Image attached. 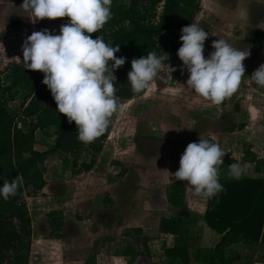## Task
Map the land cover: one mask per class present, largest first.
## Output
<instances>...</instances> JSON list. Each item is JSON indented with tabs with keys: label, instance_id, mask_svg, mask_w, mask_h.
Masks as SVG:
<instances>
[{
	"label": "trees",
	"instance_id": "16d2710c",
	"mask_svg": "<svg viewBox=\"0 0 264 264\" xmlns=\"http://www.w3.org/2000/svg\"><path fill=\"white\" fill-rule=\"evenodd\" d=\"M200 9L199 0H112L111 18L90 35L102 36L111 46L120 44L114 55L128 62L154 51L157 55L168 54L170 63L178 58L182 27L194 23ZM59 20L62 25L69 18ZM22 60L23 55L19 62L6 67L4 77L0 73V185L5 179L21 177L15 194L7 199L0 196V264H29L32 229L25 198L36 196L45 187V159L55 153L64 154L68 160L71 158L72 167L89 172L113 122L111 116L101 136L89 143L81 142L77 131L70 128L74 121L69 122L59 113L50 90L42 83L44 73L25 69ZM130 70L121 66L113 70L115 95L122 102L142 96L147 89H132L127 77ZM15 101L18 108L12 109L9 104ZM49 127L55 128L54 145L39 150L36 132ZM253 160L258 165L257 157ZM220 183L225 190L208 198L203 223L197 226H191L185 216V186L177 182L168 187L173 212L170 220L162 222V230L175 237L172 247L164 248V260L159 264H233L239 255L227 256L226 250L240 238L264 243V179L229 178L220 179ZM203 227L222 235L212 249L198 245ZM88 260L96 264V254Z\"/></svg>",
	"mask_w": 264,
	"mask_h": 264
},
{
	"label": "rangeland",
	"instance_id": "374dc122",
	"mask_svg": "<svg viewBox=\"0 0 264 264\" xmlns=\"http://www.w3.org/2000/svg\"><path fill=\"white\" fill-rule=\"evenodd\" d=\"M199 2L201 9L194 23L209 32L204 41L205 58L214 51L212 42L218 38L229 41L236 48L250 52L243 61L245 73H248L249 77L244 74L238 89L219 104L211 103L186 87L189 73L178 57L176 61L169 63L176 70L170 74L166 69L161 70L142 96L126 102L117 101L118 104H123V109L112 115L113 122L109 136L103 143L101 152L96 155V161L100 159L98 168L94 165L93 171L77 176V172L81 171L80 167H72L71 158L68 160V156L64 154L55 153L44 161L45 178L50 184L49 191L52 194H59L62 189H66L72 201L82 199L81 201L86 204L88 197L92 196L95 201L93 206H97L104 197L102 192L104 184L115 181L127 186L124 188L119 186L123 189L116 197L117 205L114 206L112 203L108 206L105 203L104 207L107 210L95 209L94 214L87 213L88 209L93 211L87 207L79 212L84 219L90 217L94 227L93 239L94 242L97 241V246H93L92 252L99 249V245L103 242L104 235L100 231L106 232V226H110L109 237L113 238L116 241L115 245L118 246L130 241L136 249L143 250L142 237H151L147 241V246L152 251L149 257L151 264H155L159 258L160 241L156 238L159 221L154 203L159 200L160 191L164 186L159 180L158 171L163 167L160 165V158L156 160V157H161L163 153L165 158L174 156L178 159L180 155L176 146L182 150L181 148L185 149L188 143L198 142L200 137L207 139L210 133L233 131L232 125L235 120L233 107L236 106L234 96L240 93V90L248 89L253 92V95L247 93L248 98L244 106L248 107L249 104L254 103L255 83L250 77L257 69V61H262L264 57V52L256 41H264V0H199ZM34 22L35 27L30 26L27 21L20 22L18 18L5 19L0 8V73L2 77L5 76L6 67L20 61L23 55L22 45L27 36L37 28L38 31L42 29L50 31L53 28L51 23H55V29L61 27L59 18L34 19ZM181 44L182 41L180 46ZM121 67L131 69V62L125 60ZM9 105L12 109L18 108L17 101ZM221 110L223 113L220 112ZM208 112H211V116ZM70 128L77 131L75 122ZM225 134L223 133L222 140H225L228 133ZM54 137V127L37 131L36 147L39 150L52 147ZM164 140L166 142H163ZM228 147L231 148L229 145ZM223 150L226 152L225 149ZM243 150L246 151V148L243 147ZM87 154L92 156L91 152ZM88 155L85 156L86 159H89ZM122 169L125 170L123 175L127 173L124 181L120 180ZM224 171L222 170L221 173L223 174ZM94 187L95 190H93ZM124 189L125 194L130 192L134 197L130 203H128L129 199L123 201ZM87 193L89 194L86 197ZM186 196L187 205L191 206L189 211H194L189 213L197 215L195 224L191 226H197L201 220L206 197L194 195L190 186ZM27 198L30 197L25 198L26 203ZM72 214L74 212H70L69 216H73ZM70 222L72 218L67 221V224ZM44 225L47 231L46 224L36 225L35 221L34 229L36 230V227L41 229ZM137 229H141L143 234L133 233L125 238L124 234L127 231L132 233ZM68 230L72 231L70 228ZM79 255L82 256L81 253ZM147 263L145 261V264Z\"/></svg>",
	"mask_w": 264,
	"mask_h": 264
},
{
	"label": "clouds",
	"instance_id": "9594fccd",
	"mask_svg": "<svg viewBox=\"0 0 264 264\" xmlns=\"http://www.w3.org/2000/svg\"><path fill=\"white\" fill-rule=\"evenodd\" d=\"M111 4L112 0H23L21 5L37 20L69 18L68 23L61 25L59 34L42 29L27 36L22 45V61L25 69L44 73L42 83L50 90L59 113L75 122L77 138L84 143L101 136L113 113L123 109V104L117 102L113 75V70L125 63V57L114 55L120 44L111 46L102 36L90 35L111 18ZM208 35L195 23L182 27L177 55L189 73L186 87L219 104L238 89L245 76L243 61L250 52L218 38L212 42L214 51L205 58L204 41ZM168 59V54L157 55L154 51L133 58L127 73L132 89L139 92L147 88L161 70L174 72L176 69L167 63ZM250 79L264 86V63ZM224 156L218 143L200 137L198 142L187 144L179 168L171 175L187 182L194 195L211 198L225 190L219 179ZM228 169L231 178L240 179L246 173L247 163H231ZM20 181L19 175L11 181L5 179L0 185V196L7 199L15 194Z\"/></svg>",
	"mask_w": 264,
	"mask_h": 264
},
{
	"label": "crops",
	"instance_id": "0c3cea01",
	"mask_svg": "<svg viewBox=\"0 0 264 264\" xmlns=\"http://www.w3.org/2000/svg\"><path fill=\"white\" fill-rule=\"evenodd\" d=\"M22 3L23 0H0V8L2 9L5 19L18 18L20 22L27 21L30 26L35 27V18L30 11L21 7ZM50 25L53 26L51 30L55 29V23H51ZM36 31H38V28ZM256 41L264 52V41ZM262 63H264V57L262 61H257V68ZM244 74L248 76V73ZM247 93L253 95V92L247 89L243 91L240 90V93L234 96V102L236 104V106L233 107L235 120L232 128L234 130L231 132H214L206 137L213 142L221 144V147L226 150L223 158L224 163L219 166V179L231 178L228 174V165L237 162L249 164L246 173L240 179H264V86L255 84L254 103L252 105L249 104L248 107L244 106L248 98ZM220 112L223 113L222 110ZM208 114L211 116V112H208ZM72 124L70 127H72ZM239 126H241V128ZM223 133H228L225 140L221 139ZM163 142L166 141L164 140ZM228 145L231 146V148H229ZM243 147L246 148V151L243 150ZM176 148L179 149L178 155L181 156L185 149L181 148L182 151L178 146H176ZM163 156L164 154L162 153L161 157H156V160L160 158V165L163 167L158 171L160 173L159 180L164 186L160 191L159 200L154 203L157 207L156 215L159 221V226L157 227L158 235H156V238L160 241L158 246L159 258L155 264H159L160 261L164 260V248L172 247L175 237L174 234L162 230V222L164 220H170L173 212L168 202V187L174 183L181 182L185 186L186 219L192 225L195 224L197 216L196 213H189L194 211H189L191 210V206L187 205L186 202V195L189 191L187 182L178 181L171 175L179 168L180 157L175 159L174 156L172 158H165ZM254 156L257 157L259 161L258 165L253 160ZM99 161L100 159L98 158L94 167L98 168ZM93 170L92 168L90 171ZM222 170H225L223 174L221 173ZM124 172V169L120 172L121 181H124L127 177V173L123 175ZM82 173L85 172L78 171L76 175L79 176L82 175ZM105 183H107L106 180ZM49 185L50 184H48L46 180L45 187L36 196L27 198V207L31 217L32 229L29 264H89L88 258L93 254L97 256L96 264H145V261L148 262L147 264H151V259L149 257L152 255V251L147 246V241L151 237H142L143 250L136 249L135 245L130 241L123 244L121 243L118 246L115 245L116 241L109 237V235H111V231L108 229L110 226H106V232L100 231L101 234L104 235L103 242L99 245V249L97 248L96 251L92 252L93 246H97V241L94 242L93 239V236H95L94 227L92 226L91 218L84 219L79 212L83 211L84 207H87L93 210L90 211L88 209L87 213L92 212V214H94L95 209L103 208L107 210V208L105 209L104 207L105 203H107L108 206L112 203L114 206L117 205L116 197L124 187H127L124 183L121 184L113 181L111 184H104L105 186L102 189L104 197H102V200L97 206H93L95 201L92 196L88 197L86 204L83 203L84 201H81L82 199L77 201L73 200V202L71 200V195L68 194L69 192H66V189H62L59 194H52L49 191ZM119 186L123 188L120 189ZM93 190H95V187ZM93 190L91 191L92 194ZM146 192L150 193V191ZM88 194L89 193L85 196L87 197ZM124 194L125 189L123 190V201L129 199L128 203H130L134 197H132L130 192L129 194ZM207 200L208 198L206 197V201L202 207L201 219L206 208ZM123 205L125 206L126 204ZM70 212H74V214H72L73 216H69ZM71 218L72 222L67 224V221ZM35 221L36 225L46 224L48 230H45V225L44 227L42 226L41 229L40 227H36L37 229L35 230ZM200 222L201 220L199 221V225L201 224ZM112 223H114L113 219ZM68 228L73 232L69 231ZM133 233L143 234L141 229L134 230L132 233L127 231L126 234H124L125 238ZM221 237V234L211 228L203 227L199 236L198 245L203 249H212L220 241ZM79 253H81L82 256H80ZM226 254L227 256L239 255L238 260L233 264H264V243L260 240L249 241L240 238L235 244L227 248Z\"/></svg>",
	"mask_w": 264,
	"mask_h": 264
},
{
	"label": "built area",
	"instance_id": "2783aa9c",
	"mask_svg": "<svg viewBox=\"0 0 264 264\" xmlns=\"http://www.w3.org/2000/svg\"><path fill=\"white\" fill-rule=\"evenodd\" d=\"M74 264H76V263H74Z\"/></svg>",
	"mask_w": 264,
	"mask_h": 264
}]
</instances>
